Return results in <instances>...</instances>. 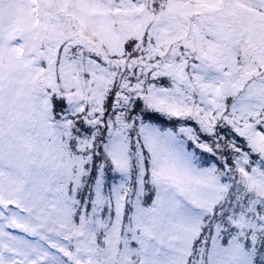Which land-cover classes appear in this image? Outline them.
<instances>
[{"label":"snow or ice","instance_id":"snow-or-ice-1","mask_svg":"<svg viewBox=\"0 0 264 264\" xmlns=\"http://www.w3.org/2000/svg\"><path fill=\"white\" fill-rule=\"evenodd\" d=\"M0 264H264V0H0Z\"/></svg>","mask_w":264,"mask_h":264}]
</instances>
